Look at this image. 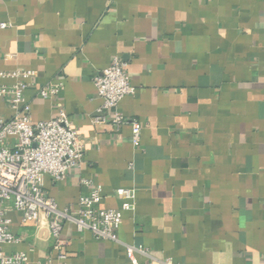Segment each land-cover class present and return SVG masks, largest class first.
<instances>
[{"label":"crops","instance_id":"obj_1","mask_svg":"<svg viewBox=\"0 0 264 264\" xmlns=\"http://www.w3.org/2000/svg\"><path fill=\"white\" fill-rule=\"evenodd\" d=\"M4 24V26H2ZM114 57L132 95L118 104L142 128L94 122L102 99L92 78ZM33 73L24 98L33 123L62 108L84 145L79 166L44 187L59 208H76L88 178L102 208L122 212L119 242L65 223L60 264H264V0H0V85L4 72ZM61 82L55 100L37 91ZM14 114L0 97V116ZM117 188H133L122 209ZM5 253L32 264L53 256L45 221L22 224ZM125 245L141 246L149 256Z\"/></svg>","mask_w":264,"mask_h":264},{"label":"built area","instance_id":"obj_2","mask_svg":"<svg viewBox=\"0 0 264 264\" xmlns=\"http://www.w3.org/2000/svg\"><path fill=\"white\" fill-rule=\"evenodd\" d=\"M125 65L118 57H114L106 68L93 76L95 93L102 99L93 120L96 123L105 122V113L110 112L111 123L116 129L123 124L131 126L132 141L136 144L141 123L124 117L118 111L119 102L135 92ZM1 75L15 78L16 81L9 86L0 85V97L10 99V106L14 109L11 117L0 116V264H32L25 252L5 253L2 249L4 244L20 242V238L9 229L7 208L19 214L22 224L38 223L40 218L47 224L54 255L36 264H60L68 258L66 240L62 238L65 223L73 224L80 233L90 232L96 240L119 242L122 212L120 209L100 206L101 188L93 180L80 179V184L87 192L79 196L77 206L73 209L59 208L45 190V177L55 182L63 180L68 170L79 166L83 160L84 145L66 112L58 108L55 117L33 123L30 104L24 98V91L30 85L28 80L33 73L29 70H14ZM61 90V82H48L40 86L37 95L55 100ZM115 195L123 199L122 209H133V188H117ZM125 250L133 263L136 262V252L149 256L148 250L141 246L125 245Z\"/></svg>","mask_w":264,"mask_h":264}]
</instances>
